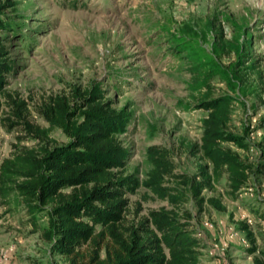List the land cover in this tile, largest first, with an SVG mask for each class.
Masks as SVG:
<instances>
[{"label": "trees", "instance_id": "trees-1", "mask_svg": "<svg viewBox=\"0 0 264 264\" xmlns=\"http://www.w3.org/2000/svg\"><path fill=\"white\" fill-rule=\"evenodd\" d=\"M16 5L0 0V98L9 100L11 116L38 142L35 147H15L1 160L0 205L22 207L48 253L64 264H200V240L190 229L193 216L182 205L192 199L199 207L205 203L222 211L219 199L204 198L202 192L224 179L228 194L236 195L249 175L261 169L259 164L255 168L244 164L225 146L247 147L243 139L228 132L232 102L259 98L262 91L259 60L251 52L253 36L247 23L217 11L204 21L185 22L177 28L167 22L153 24L155 45L165 46L168 57L187 74L193 108L206 115L200 121L198 144L186 146L189 155L199 156L196 174L174 173L167 152L150 146L145 152L146 178L139 182L135 175L126 174L128 149L119 139L127 132L131 113L115 109L111 99L104 97L102 84L50 96L38 110L46 128L31 125L23 116V102L8 95L7 79L14 65L4 35L18 32L20 18L13 16L18 13ZM223 21L231 28L228 38L222 35ZM110 79H119V72ZM214 83L221 86L219 94L214 93ZM256 127H264V117ZM55 130L65 137L64 144L56 145L49 137ZM141 185L166 200L171 209L151 210L136 221L128 220L125 195ZM238 229L253 243L245 222ZM253 251L249 248L246 253ZM251 264L264 262L253 258Z\"/></svg>", "mask_w": 264, "mask_h": 264}, {"label": "rangeland", "instance_id": "rangeland-1", "mask_svg": "<svg viewBox=\"0 0 264 264\" xmlns=\"http://www.w3.org/2000/svg\"><path fill=\"white\" fill-rule=\"evenodd\" d=\"M11 1L17 3L18 13L13 16L20 19L17 34L4 35L14 65L7 79L8 95L23 102V116L31 125L46 128L38 110L50 96L102 84L104 97L111 99L113 107L131 113L127 132L119 139L128 149L126 174L135 175L139 182L146 178L145 152L150 146L167 152L174 173L194 176L199 156L189 155L186 146L198 144L200 121L206 115L193 108L187 74L168 57L165 46L155 45L153 24L167 22L177 28L185 22L204 21L217 11L247 23L253 36L251 52L259 60L262 91L259 98L232 102L228 132L243 139L247 147L225 146L244 164L254 168L259 164L261 169L249 175L236 195L228 194L224 179L202 192L204 198L219 199L222 211L205 203L199 207L192 199L181 208L193 216L190 229L200 240V264H251L253 258L264 262V127H256L264 117V0ZM220 24L223 37L228 38L229 23ZM113 72H119V79L112 82L108 76ZM213 85L219 94L221 86ZM0 110L1 162L15 147H35L38 141L11 116L9 100L0 98ZM49 137L56 145L66 142L58 130ZM125 196L128 220L136 221L151 210L171 209L166 200L142 185ZM26 218L22 207L0 205V252L9 256L8 264H64L48 253ZM240 222L250 228L253 243L238 229ZM249 248L254 251L246 253Z\"/></svg>", "mask_w": 264, "mask_h": 264}, {"label": "built area", "instance_id": "built-area-1", "mask_svg": "<svg viewBox=\"0 0 264 264\" xmlns=\"http://www.w3.org/2000/svg\"><path fill=\"white\" fill-rule=\"evenodd\" d=\"M9 256L6 253L0 252V264H8Z\"/></svg>", "mask_w": 264, "mask_h": 264}]
</instances>
